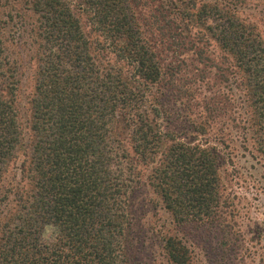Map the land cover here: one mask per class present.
Masks as SVG:
<instances>
[{
	"label": "trees",
	"instance_id": "trees-1",
	"mask_svg": "<svg viewBox=\"0 0 264 264\" xmlns=\"http://www.w3.org/2000/svg\"><path fill=\"white\" fill-rule=\"evenodd\" d=\"M239 158L264 195V0H0V264H264Z\"/></svg>",
	"mask_w": 264,
	"mask_h": 264
},
{
	"label": "rangeland",
	"instance_id": "rangeland-1",
	"mask_svg": "<svg viewBox=\"0 0 264 264\" xmlns=\"http://www.w3.org/2000/svg\"><path fill=\"white\" fill-rule=\"evenodd\" d=\"M256 3H261L260 1H253ZM89 30L88 28L86 29ZM18 85H17V91H16V103L20 112L21 117V123L24 124V126L28 122L29 118V105L28 100L31 97V94L33 92V78H32V71L29 68L24 69L19 78H18ZM189 142L192 140L188 139ZM22 159V158H21ZM16 164L17 170H14V174L16 175V179L18 180L20 177V170L19 165ZM231 163V162H229ZM252 162L249 160V158H239L238 160L233 159V162L231 164H235V167L242 168L240 170V174L242 177H233V167H231L229 164L225 163V167H223L222 176L224 180L227 182L228 186L232 189V193L236 194L239 198H241V206L245 208L244 215L246 218H250L253 222H257L259 224L264 223V195L258 194L254 189H251V183L250 179L248 177H245V174H248L247 170H249V166ZM153 203V202H151ZM149 209L153 208V204L148 203L147 204ZM146 211H148L147 207L145 208ZM152 214L147 216L145 223L152 225L154 223V218L151 217ZM161 220L160 223L166 218L165 214L161 213L159 214ZM158 218V217H157ZM151 227V226H150ZM150 227L148 228L150 230ZM170 233L175 234L176 230L172 228L170 230ZM152 242V244L149 243V245H155L157 244V236L156 234H150L149 233V241ZM247 264H260V262L257 259H254V262H247Z\"/></svg>",
	"mask_w": 264,
	"mask_h": 264
}]
</instances>
